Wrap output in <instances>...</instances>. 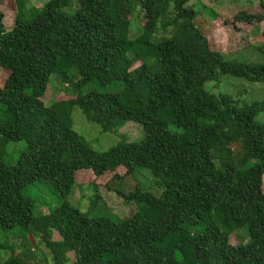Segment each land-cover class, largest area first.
I'll return each instance as SVG.
<instances>
[{
	"label": "trees",
	"instance_id": "obj_1",
	"mask_svg": "<svg viewBox=\"0 0 264 264\" xmlns=\"http://www.w3.org/2000/svg\"><path fill=\"white\" fill-rule=\"evenodd\" d=\"M28 2L16 0L17 12L0 0V67L8 73L0 86V232L26 230L53 264H264V123L256 122L264 99L240 105L205 88L222 76L264 83V63L229 61L231 54L212 50L190 0H79L74 14L64 12L70 0H50L36 12ZM259 3V12L246 8L233 19L254 24L264 55ZM136 13L140 33L131 37ZM167 30L170 37L157 36ZM73 74L78 91L92 82L123 89L46 106L52 77L69 83ZM76 108L104 133L140 124L144 139L122 137L99 152L75 131ZM21 141L26 150L7 165V145ZM138 169L149 170L164 192L136 188L125 196L137 206L129 218L91 217L68 201L83 173L112 174L108 189ZM40 179L63 202L36 215L24 190ZM243 229L250 241L232 245ZM9 249L3 264H31L30 252L16 254L0 241V253Z\"/></svg>",
	"mask_w": 264,
	"mask_h": 264
},
{
	"label": "rangeland",
	"instance_id": "obj_2",
	"mask_svg": "<svg viewBox=\"0 0 264 264\" xmlns=\"http://www.w3.org/2000/svg\"><path fill=\"white\" fill-rule=\"evenodd\" d=\"M49 1L29 0L26 8H33V12L40 11L43 10ZM70 1V7L64 9V12L74 14L79 8V0ZM259 4V0H190L189 3L199 13L197 24L207 35L212 50L231 54L227 57L229 61L263 64L264 55L256 48L261 39L257 35L256 28L253 26L254 24H237L233 19L235 14L246 8L259 12ZM12 5H14L15 10L18 12L16 0H4V7L6 9L11 10ZM25 17L28 19L33 18L31 14H26ZM14 18L15 12L12 19L8 16V22L6 23L10 26L13 25ZM139 20L136 13L131 26V37H135L140 33ZM157 36L170 37L171 30L159 32ZM249 45H253L252 48L243 51ZM138 65L139 63H136L134 67ZM73 75L75 76L71 77L69 83H64L59 77H52L43 98L46 106H51L56 100L73 99L78 93L89 94L96 91L99 93L116 94L123 89V84L117 82L106 86L92 82L78 91L73 87L72 83L77 82L80 77L78 74ZM7 78V71L0 67V86L5 84ZM205 88L216 96L221 93L231 95L236 101L239 100L241 102L240 105L264 99V83L252 84L232 76H222L220 84L210 82L205 85ZM0 116H2L1 106ZM73 120L75 131L87 139L94 149L99 152L108 151L116 146L122 140V137L129 142H138L144 139V129L137 123L128 122L114 134L104 133L99 125L90 123L79 108L74 110ZM256 122L264 123V113L256 117ZM25 150L26 143L24 141L9 143L4 156L5 163L7 165H16L20 155ZM234 154L236 156V152ZM111 176L112 174L99 179L91 174L83 173L79 175V185L74 186L72 193L68 197V201L81 212L87 213L91 217H108L112 220H123L131 217L136 211L137 206L134 204L135 202L129 203L125 197L136 188H141L143 191L157 197L161 196L164 192V188L158 185L157 180L146 169H138L134 176L123 181H116L108 189H105L104 185ZM96 184L100 187L97 193L94 190V185ZM97 194H99L98 200H96ZM24 195L32 198L35 202L36 215L48 214L63 202L59 191L56 190L50 181L45 179H40L27 187L24 190ZM246 231V229H243L233 233L230 239L231 244L248 243L250 239ZM0 241L14 247L16 254L30 252L28 254L31 264H53L49 251L41 244L40 240L35 239L22 228L17 227L6 234L0 232ZM10 256V249L9 251H2L0 253V264H3Z\"/></svg>",
	"mask_w": 264,
	"mask_h": 264
}]
</instances>
